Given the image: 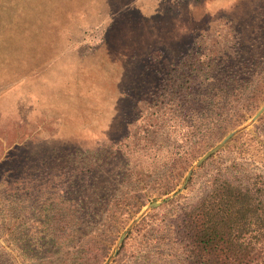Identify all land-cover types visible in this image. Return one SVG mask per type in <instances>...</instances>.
Here are the masks:
<instances>
[{
  "label": "rangeland",
  "instance_id": "rangeland-1",
  "mask_svg": "<svg viewBox=\"0 0 264 264\" xmlns=\"http://www.w3.org/2000/svg\"><path fill=\"white\" fill-rule=\"evenodd\" d=\"M196 56L234 77L203 131L153 106ZM263 105L264 0H0V264H181L214 176H264Z\"/></svg>",
  "mask_w": 264,
  "mask_h": 264
},
{
  "label": "trees",
  "instance_id": "trees-1",
  "mask_svg": "<svg viewBox=\"0 0 264 264\" xmlns=\"http://www.w3.org/2000/svg\"><path fill=\"white\" fill-rule=\"evenodd\" d=\"M196 57L169 72L153 106L175 116L185 110L190 125L200 131L205 125L210 128L221 110L230 109L224 100L232 94L234 77L211 76L207 68L213 64L206 57ZM150 126L163 128L154 122ZM145 137L144 141L153 143ZM178 235L181 264H264V176L215 175L206 192L184 213Z\"/></svg>",
  "mask_w": 264,
  "mask_h": 264
},
{
  "label": "water",
  "instance_id": "water-1",
  "mask_svg": "<svg viewBox=\"0 0 264 264\" xmlns=\"http://www.w3.org/2000/svg\"><path fill=\"white\" fill-rule=\"evenodd\" d=\"M264 110V105L261 107V109L258 111V113L253 117V121L257 119V117L262 113ZM236 131H232L229 133L218 145H216L214 148L207 151L202 157H200L196 163L197 166L201 165L208 157H210L212 154L217 152L221 147L225 145V143L235 134ZM193 172V169H190L187 175V179L191 176ZM161 204L159 201H154L150 204L151 207H157ZM123 238V237H122Z\"/></svg>",
  "mask_w": 264,
  "mask_h": 264
}]
</instances>
